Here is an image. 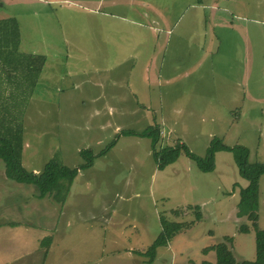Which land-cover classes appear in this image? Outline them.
Instances as JSON below:
<instances>
[{
  "label": "rangeland",
  "instance_id": "1",
  "mask_svg": "<svg viewBox=\"0 0 264 264\" xmlns=\"http://www.w3.org/2000/svg\"><path fill=\"white\" fill-rule=\"evenodd\" d=\"M9 18L19 50L46 58L13 99L23 167L78 168L85 152L92 165L60 204L8 179L0 160V264H148L138 253L159 216L187 223L196 206L202 219L149 264H214L203 249L226 237L236 262L255 260V231L238 233L251 225L236 216L247 181L234 153H214L210 173L184 153L158 170L140 134L158 126L157 150L180 143L200 158L214 141L243 146L264 164V0H0ZM10 93L1 83L0 104ZM257 215L264 230V175Z\"/></svg>",
  "mask_w": 264,
  "mask_h": 264
},
{
  "label": "trees",
  "instance_id": "2",
  "mask_svg": "<svg viewBox=\"0 0 264 264\" xmlns=\"http://www.w3.org/2000/svg\"><path fill=\"white\" fill-rule=\"evenodd\" d=\"M20 32L19 26L14 19H0V84L10 86L12 93L9 94L10 101L0 104V160L4 163L5 175L8 179L24 185H31L36 190V197L44 199L52 197L57 203H64L70 186L80 170L92 165V154L85 152L82 155L86 158V163L78 168H70L56 162L48 161L43 170L39 173L29 172L22 165V130L20 129L14 107V96L19 89L23 94H28L34 88L39 75L44 67L46 58L44 55L34 53H23L19 50ZM16 88V89H15ZM125 134H133L126 132ZM141 136L151 139V151L158 170H163L173 164L180 154L184 153L189 159L194 161L197 168L202 173H210L214 170V153L219 151H231L234 153L235 162L240 176L247 181V186L240 190L239 201L237 203L236 216L246 218L250 226L241 225L238 233L247 234L250 228L255 231L256 257L252 262H236L231 252V237H226L223 242L212 247L203 249L207 254L211 251L215 253L214 264H264V230L257 227L258 199H259V177L264 175V164L249 163L248 150L243 146L227 147L218 141L212 142L205 158L191 154L185 145L178 143L175 147L164 146L156 149L160 141V130L158 126L148 129ZM194 212L193 220L187 223L167 219L159 216L160 232L152 244L138 254L148 259V264L152 263L159 247L168 245L174 237L189 229L194 223L202 219L199 207H189ZM173 214L178 217V211ZM11 227L17 224L10 225ZM50 238L44 239L41 243L48 245ZM202 264H211L203 262Z\"/></svg>",
  "mask_w": 264,
  "mask_h": 264
},
{
  "label": "crops",
  "instance_id": "3",
  "mask_svg": "<svg viewBox=\"0 0 264 264\" xmlns=\"http://www.w3.org/2000/svg\"><path fill=\"white\" fill-rule=\"evenodd\" d=\"M35 172V171H34Z\"/></svg>",
  "mask_w": 264,
  "mask_h": 264
}]
</instances>
